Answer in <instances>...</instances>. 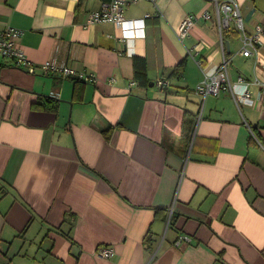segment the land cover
Returning <instances> with one entry per match:
<instances>
[{
  "label": "crops",
  "instance_id": "1",
  "mask_svg": "<svg viewBox=\"0 0 264 264\" xmlns=\"http://www.w3.org/2000/svg\"><path fill=\"white\" fill-rule=\"evenodd\" d=\"M103 1L0 0V29L22 31L30 61L97 78L32 75L0 58V264H264L259 86H247L251 106L228 90L205 98L179 184L194 86L223 54L234 91L254 65L264 79V38L257 54H239L234 23L219 32L212 0H124L123 18L143 22L122 37L112 23L88 25ZM237 2L246 33L259 25L264 37V0ZM186 16L194 25L180 38ZM134 57L145 61L144 81ZM182 234L191 241L174 246ZM100 247L113 259L98 257Z\"/></svg>",
  "mask_w": 264,
  "mask_h": 264
},
{
  "label": "built area",
  "instance_id": "2",
  "mask_svg": "<svg viewBox=\"0 0 264 264\" xmlns=\"http://www.w3.org/2000/svg\"><path fill=\"white\" fill-rule=\"evenodd\" d=\"M212 1L215 5L216 21L219 32L222 33V31L227 28L229 22L232 21L240 37L241 46L239 49V54L243 56H249L253 53L257 54V46L262 43V39L264 38L263 28L257 25L253 34H247L245 31L242 16L239 11V5L237 0ZM125 4L126 2L124 0L103 1L99 9L89 13L87 18L88 25H94L95 23H112L117 29L122 31V37L131 35L134 36V33H130L129 35L128 32H131L133 30L141 31L143 19L132 21L125 20L123 18ZM203 17H207V15H203ZM193 25L194 20L191 17H184L176 29L178 36L180 38L185 37L188 34L189 30L193 27ZM21 34L22 31L20 29L11 25H5L3 28L0 29V58L11 59L13 61L14 66L32 75H34L38 71L45 76L56 74L61 76L62 79L66 80H78L85 83L97 82L96 76L91 72L76 71L64 64H59L52 60L44 61L38 64L33 63L25 56L22 48L18 45L17 40L19 39ZM200 44L201 43H198L196 45V48L199 47ZM220 48L223 52L222 43H220ZM227 63L228 61L223 54L218 69L213 74L205 75V77L193 88L195 95L199 99V107L195 115L194 129L190 135V139L188 142V151L182 161L179 184L184 175L186 164L189 159V154L191 151V146L196 132V128L198 127V124L202 118V111L205 98L207 96H218L225 90H228L230 91L231 96L238 107L240 104L243 103L251 106L254 104V100L251 98L249 90L247 89L249 83L259 86V93L261 96L264 97V79H262L258 75V65H254V76L251 82H246L241 76L237 78V85L241 86V89L238 92L232 89V85L230 83L227 73ZM163 83L164 82L162 80L157 81L158 86L163 87ZM249 130L251 131L250 127ZM176 195L177 190L174 193V197L170 203V206L167 209L165 230L168 228L174 210L176 208ZM190 241V236L182 234L177 236L173 244L174 246L178 247L181 244L189 243ZM95 254L100 258L111 260L113 259L115 252L113 248L100 247L95 252Z\"/></svg>",
  "mask_w": 264,
  "mask_h": 264
},
{
  "label": "trees",
  "instance_id": "3",
  "mask_svg": "<svg viewBox=\"0 0 264 264\" xmlns=\"http://www.w3.org/2000/svg\"><path fill=\"white\" fill-rule=\"evenodd\" d=\"M133 64H134V74L135 78L141 81L145 80V61L141 58L134 57L133 58ZM74 82H81L78 80H73Z\"/></svg>",
  "mask_w": 264,
  "mask_h": 264
},
{
  "label": "water",
  "instance_id": "4",
  "mask_svg": "<svg viewBox=\"0 0 264 264\" xmlns=\"http://www.w3.org/2000/svg\"><path fill=\"white\" fill-rule=\"evenodd\" d=\"M152 85V83H150V86Z\"/></svg>",
  "mask_w": 264,
  "mask_h": 264
}]
</instances>
